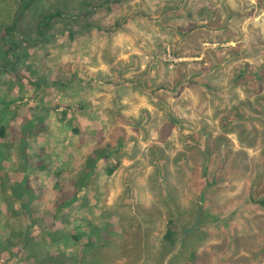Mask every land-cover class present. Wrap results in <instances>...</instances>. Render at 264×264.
I'll return each instance as SVG.
<instances>
[{
	"label": "rangeland",
	"instance_id": "1",
	"mask_svg": "<svg viewBox=\"0 0 264 264\" xmlns=\"http://www.w3.org/2000/svg\"><path fill=\"white\" fill-rule=\"evenodd\" d=\"M19 3L0 0V263L264 264V0H36L4 71Z\"/></svg>",
	"mask_w": 264,
	"mask_h": 264
},
{
	"label": "trees",
	"instance_id": "2",
	"mask_svg": "<svg viewBox=\"0 0 264 264\" xmlns=\"http://www.w3.org/2000/svg\"><path fill=\"white\" fill-rule=\"evenodd\" d=\"M112 0H107V3H111ZM117 1V0H114ZM36 3V0H20L19 3V13H18V17L14 20V22L12 24H6L1 28V34H2V39L6 41L5 43V53H6V58L7 60H4V63L2 64V66L4 67V71H7V67L12 68V64L11 63H15L17 61H19V57L14 55V47H16V43L12 40H9V38H12L15 33L17 34L18 32V28H19V24L21 23V21L25 18V15L27 13L28 10H30L32 7H34ZM65 15L63 14V12L61 10H54L51 12H48L46 14H43V16L41 17L40 23H39V27H38V33L40 36L45 37V33L43 32L44 30H50L52 28V21L56 18H64ZM20 34H22L21 32H19ZM13 57V60H10L9 58ZM10 73V75L15 76V73H11V72H7ZM35 123L34 122H27V124L25 125L24 130L21 131V133L23 134L24 137H30L32 138L35 142L36 140H38L40 138L41 135H43L44 133L47 132V126L44 124L45 119L42 116H37ZM11 131L12 133L16 134V132H18L16 127H11ZM6 133V128H2L1 130V135L2 137L5 136ZM6 137V136H5ZM25 141V139L23 140V142ZM35 144V143H34ZM27 143L24 142L23 147H26ZM34 147H37V145L35 144ZM101 152L99 153V155L97 156L96 159H91L90 160V168H92L95 165V161H97L98 159H101L102 157H106L107 155H109V153L107 154V152H105L102 149H98L97 152ZM36 168L40 169V170H44L47 166L46 164L43 163V161L41 162H36L35 163ZM109 174L113 173V169H110ZM69 195L71 196L72 200L71 202L74 200V198L76 197L77 193H69ZM61 200L58 199V203ZM69 202V203H71ZM176 236L175 233V224L173 220H170L168 222L167 228H166V232L164 235V239L166 242L171 243L174 241Z\"/></svg>",
	"mask_w": 264,
	"mask_h": 264
},
{
	"label": "water",
	"instance_id": "3",
	"mask_svg": "<svg viewBox=\"0 0 264 264\" xmlns=\"http://www.w3.org/2000/svg\"><path fill=\"white\" fill-rule=\"evenodd\" d=\"M199 225H200V212H198L194 224L191 227L184 229V234H188L196 231Z\"/></svg>",
	"mask_w": 264,
	"mask_h": 264
}]
</instances>
